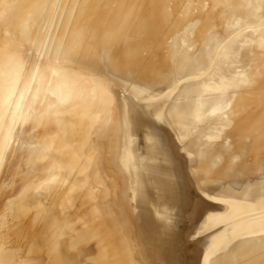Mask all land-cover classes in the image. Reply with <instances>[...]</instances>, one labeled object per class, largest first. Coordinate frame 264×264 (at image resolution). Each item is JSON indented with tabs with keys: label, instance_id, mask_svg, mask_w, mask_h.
<instances>
[{
	"label": "bare ground",
	"instance_id": "bare-ground-1",
	"mask_svg": "<svg viewBox=\"0 0 264 264\" xmlns=\"http://www.w3.org/2000/svg\"><path fill=\"white\" fill-rule=\"evenodd\" d=\"M0 264H264V0H0Z\"/></svg>",
	"mask_w": 264,
	"mask_h": 264
}]
</instances>
